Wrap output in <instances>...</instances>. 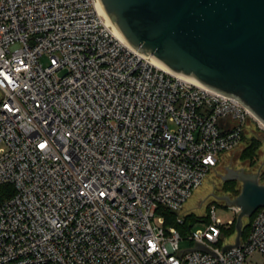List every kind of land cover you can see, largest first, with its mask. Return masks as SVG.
<instances>
[{"label":"built area","instance_id":"1","mask_svg":"<svg viewBox=\"0 0 264 264\" xmlns=\"http://www.w3.org/2000/svg\"><path fill=\"white\" fill-rule=\"evenodd\" d=\"M249 124L264 130L235 98L130 47L98 0H0V185L13 188L0 264H264V207L226 250L239 208L223 224L212 207L185 237L159 213L181 224Z\"/></svg>","mask_w":264,"mask_h":264},{"label":"water","instance_id":"2","mask_svg":"<svg viewBox=\"0 0 264 264\" xmlns=\"http://www.w3.org/2000/svg\"><path fill=\"white\" fill-rule=\"evenodd\" d=\"M112 27L134 50L170 72L192 78L238 100L264 125V0H98ZM237 180L233 244L239 245L243 218L264 207L259 172L227 169ZM193 250L206 248L195 245Z\"/></svg>","mask_w":264,"mask_h":264},{"label":"rangeland","instance_id":"3","mask_svg":"<svg viewBox=\"0 0 264 264\" xmlns=\"http://www.w3.org/2000/svg\"><path fill=\"white\" fill-rule=\"evenodd\" d=\"M40 62L45 66L47 57H42ZM253 130L254 125L249 124L246 129L245 137L247 138L234 150L221 155L216 166L205 176L201 185L183 203L179 214L183 217L190 216L192 221H199L192 225L191 230L196 231L204 228L205 223L209 221V212L212 207H215L214 213L223 224H227L234 218L230 208L224 205V201L218 199L220 196L234 198L240 192L241 183L239 181L222 180V176H225L228 172L227 169L251 174L259 172V182L264 184V130L255 132ZM251 137H256L259 145L252 157H245L244 152ZM158 217L156 216L152 220V224L157 223ZM242 222L244 226L247 223V218H243ZM229 236L226 235L227 238ZM180 247L182 249L187 248L189 243L181 241Z\"/></svg>","mask_w":264,"mask_h":264},{"label":"trees","instance_id":"4","mask_svg":"<svg viewBox=\"0 0 264 264\" xmlns=\"http://www.w3.org/2000/svg\"><path fill=\"white\" fill-rule=\"evenodd\" d=\"M247 137H243L245 140ZM259 143L257 142L256 137L249 138V145L246 147L244 156L245 157H252L255 154V149ZM13 193V188L9 184L0 185V203L7 197H9ZM238 194V193H237ZM159 213L163 215V227H175L181 237H185L191 231V227L195 222L199 221H192L190 216L183 217V221L181 224L176 222V213L169 212L165 209H159ZM252 216L247 218V223L242 228L241 237L244 239L249 232L250 223H251ZM209 222V221H208ZM234 224L235 220L233 221L232 225L224 230L225 235H230L234 233Z\"/></svg>","mask_w":264,"mask_h":264},{"label":"bare ground","instance_id":"5","mask_svg":"<svg viewBox=\"0 0 264 264\" xmlns=\"http://www.w3.org/2000/svg\"><path fill=\"white\" fill-rule=\"evenodd\" d=\"M100 10H101V8H100ZM101 12H102V10H101ZM103 13V12H102ZM104 15V14H103ZM115 30V29H114ZM115 32H116V34H117V36H119L120 38H122L121 36H120V34L115 30ZM154 60V59H153ZM154 63L158 66V67H160L161 69H163V70H166V71H168V69L166 68V67H164L161 63H159V62H157L156 60H154ZM191 80H193L192 78H190ZM194 81V80H193Z\"/></svg>","mask_w":264,"mask_h":264}]
</instances>
